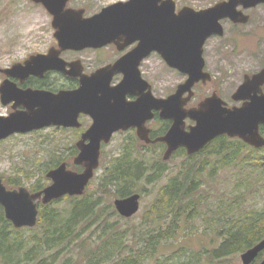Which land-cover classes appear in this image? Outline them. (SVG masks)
<instances>
[{
    "label": "water",
    "instance_id": "95a60500",
    "mask_svg": "<svg viewBox=\"0 0 264 264\" xmlns=\"http://www.w3.org/2000/svg\"><path fill=\"white\" fill-rule=\"evenodd\" d=\"M42 5L52 17V28L58 49L47 54L31 55L23 63L0 70L6 78L0 84V102L11 105L8 116L0 115V141L15 134H27L49 127L79 128V114L90 116L93 123L76 142L78 154L73 163L82 167L75 172L61 163L47 172L50 183L41 191L31 193L26 187L7 189L0 178V205L4 216L16 229L33 228L38 218V204L47 205L65 196H82L99 167L101 143H109L120 130L136 128V136L145 144L163 143L167 161L179 149L187 155L200 152L220 136L238 138L245 144L260 149L264 137V68L244 76L243 82L231 99L241 106L228 107L216 94L207 97L194 108L186 104L194 95L198 82L211 80L204 72L203 47L212 36H222L221 21L246 24L249 16L238 10L264 5V0H225L202 10L182 7L176 12L174 0H128L117 2L85 18L82 9L67 8L70 0H31ZM124 36L126 44L138 46L114 64L93 73L82 74L78 63H66L59 54L66 50L98 49ZM152 51L157 52L166 65L187 75L176 91L167 98H155L151 92L139 94L134 102H126L127 94L134 95L136 80L140 81L137 66ZM70 67L66 71V67ZM48 71L64 72L79 78V87L57 94L44 90H21L10 78L23 81L29 76L42 77ZM123 80L110 87L115 74ZM140 79V80H139ZM142 81V80H141ZM144 83L148 88V85ZM141 88V90H143ZM187 96L184 98V95ZM22 108V109H19ZM152 111L172 122L162 137L151 140L145 123L152 119ZM186 120L193 124L186 127ZM140 194L116 198L113 206L117 214L128 219L140 208ZM264 251V239L240 255L242 264H252ZM259 264H264V258Z\"/></svg>",
    "mask_w": 264,
    "mask_h": 264
},
{
    "label": "rangeland",
    "instance_id": "374dc122",
    "mask_svg": "<svg viewBox=\"0 0 264 264\" xmlns=\"http://www.w3.org/2000/svg\"><path fill=\"white\" fill-rule=\"evenodd\" d=\"M120 1L128 0H70L67 7L84 9V16L89 17L98 13L102 8ZM174 1L177 9L186 6L198 11L223 0ZM247 13L250 14V20L242 27L243 29L237 30L230 26L229 22H226L224 29L227 36L221 39H211L206 44L207 68L215 79L218 92L225 100H228L230 93L236 91L245 75L251 76L264 68V5ZM51 23L52 17L45 8L31 0H0V70L8 69L17 63H23L31 55L44 54L50 47L55 46L54 29ZM107 52L109 53V51ZM108 53H105L107 55L100 54L98 58L112 55ZM78 56L83 57L87 72L95 69L98 62L94 53L67 54L64 55V58L70 60ZM144 68L148 78L152 81L154 93L158 97L174 93L176 87L184 80L180 73L168 68L157 55L146 60ZM3 78V74L0 73V84ZM213 85L214 83H209L202 88L193 90L196 92L194 105L199 103L205 94L213 91ZM9 112V106H3L0 102V115L6 116ZM186 124L190 125L192 122L186 120ZM133 136L132 133L114 136L110 143L103 147L101 162L120 154L124 147H128L131 153L139 154L144 161L150 162V164L155 161H164L162 158L164 151L160 153L155 148H140L143 143L138 139L131 146L130 139ZM77 141L75 132L53 127L28 134L13 135L0 142V177L3 179L21 177L22 186L26 188L36 181L43 183L47 179L43 171L49 164L55 163L59 157L66 158L67 164H74V157L69 159L68 155L70 147ZM182 160L183 157L172 158L171 156L170 159L164 161L168 164V171L158 182L152 185L146 184L144 181L139 183L137 193L141 196L140 208L133 217L128 219L120 217L121 219H119L113 216L109 218L112 224L111 229H119L126 234L127 248L123 249L125 252L140 248L147 234L159 227H164V219L157 221L153 218L146 219V214L157 191L177 172ZM237 172L238 170L235 168L220 170L214 180H207V176L204 174L205 185L202 190L207 193L209 199L202 207L203 217L195 219L188 226L182 221L179 233L170 240L160 241L154 256L146 260L144 264H180L189 260L191 253L218 248L221 243V239L215 231L219 226L216 223L218 216H214L213 213L227 212L224 206L228 204V200L232 199L231 191ZM101 173L102 170L99 169L93 180H96V177ZM27 177L31 178L30 182ZM49 183L48 180L47 185ZM257 189L256 193H248L247 208L264 207V180ZM114 200L115 198L110 199L112 205ZM103 202L104 205H108L109 199L104 198ZM212 217L214 220H210ZM89 228L82 236L81 241L72 243L64 249L45 251L43 254L48 257L54 255L55 264H63L66 257L72 258L70 264H84V252L92 249L95 243H99L97 233L100 232L97 229H101V225L93 224ZM35 232H40V229ZM23 236L20 256H25L33 246V232L26 230ZM242 253L227 257L226 264H242L240 259ZM208 260L206 256H203L199 261H192L193 264H209ZM36 261L37 259L26 264H35ZM50 261L51 258H49ZM52 264L54 263L52 262Z\"/></svg>",
    "mask_w": 264,
    "mask_h": 264
},
{
    "label": "trees",
    "instance_id": "16d2710c",
    "mask_svg": "<svg viewBox=\"0 0 264 264\" xmlns=\"http://www.w3.org/2000/svg\"><path fill=\"white\" fill-rule=\"evenodd\" d=\"M261 132L264 133V129ZM136 140L134 135L130 145ZM140 146L143 149H158L160 153L164 151L161 143ZM69 150V159L77 155L74 145ZM174 157H183L182 163L177 172L159 188L146 214V219H164V227L147 234L140 248L127 252L123 250L127 248L126 234L119 229H111L109 218H121L110 199L137 193L141 181L155 184L168 171V164L161 160L150 164L139 154L131 153L128 147H124L120 154L109 160H100L99 169L102 173L95 181L92 179L89 182L82 196H65L47 205L39 203L37 224L32 229H15L5 219L0 206V264H26L36 259L35 264H55L54 255L48 257L43 253L64 249L81 241L93 224L101 225V229H97L100 232L97 233L99 243L84 252V264H144L154 256L160 241L170 240L179 233L182 221L188 226L195 219L203 217L202 207L209 199L202 190L205 185L204 174L207 180H214L217 173L226 168H235L238 174L232 186V199L224 206L228 213H213L218 216L216 223L219 226L215 231L221 243L216 249L191 253L190 259L180 264H193L192 260L199 261L203 256L209 259V264H226L227 257L242 253L264 239V207H246L248 193H256L264 180V149H255L239 139L221 136L196 154L187 155L180 148L173 154ZM61 163H66V158L59 157L55 163L49 164L43 171L45 178L49 170ZM67 167L76 172L82 171L81 167L74 164H67ZM21 179L8 177L2 178V181L8 189H15L22 186ZM27 180L30 182L31 178L27 177ZM45 180L43 183L36 181L30 184L28 190L31 193L41 191L47 186L48 179ZM104 198L109 199L108 205H104ZM25 229L33 232V246L25 256H20ZM35 229H40V232L36 233ZM263 257L264 252L259 253L253 264L259 263ZM71 262L72 258L66 257L63 264Z\"/></svg>",
    "mask_w": 264,
    "mask_h": 264
},
{
    "label": "flooded vegetation",
    "instance_id": "af4514ba",
    "mask_svg": "<svg viewBox=\"0 0 264 264\" xmlns=\"http://www.w3.org/2000/svg\"><path fill=\"white\" fill-rule=\"evenodd\" d=\"M223 1H225V0H223ZM72 9H76V8H72ZM252 9H254V8H252ZM252 9L243 10L242 7H238L239 11H242L244 14L249 16V20H250V14L247 13V12L252 10ZM82 10L84 11V9H82ZM178 10L179 9H177V7H176V11H178ZM84 14H85V12H84ZM84 17H87V16H84ZM226 22H229L230 26H232L233 28H236L237 30H240L242 27H244V25H242V24H234L230 20H224V21L221 22L222 26H223V29H224V26H225ZM226 36L227 35L225 34V29H224V34L222 36H212L205 42L204 49H203L204 60L206 58L205 57V48H206L207 42L210 41L211 39H221V38H224ZM53 38H54V36H53ZM125 41H126L125 37L124 36H120L116 40V42L110 43V44L105 45V46H103L101 48H98V49L86 48V49H83V50H80V51L66 50V51L61 52L59 54V57L62 60H64L66 63H69V64L78 63L79 64L78 66L82 69V71H81L82 74L89 75V74L93 73L94 71H96V70H98V69H100L102 67H106L108 65L114 64L117 60H119L123 56L129 54L130 52H132L138 46V42L126 44ZM55 43H56L55 46H52L49 49L54 48V49L57 50L58 49V44H57L56 39H55ZM107 51H109V53ZM47 52H48V50L44 54H47ZM88 52L94 53L95 57H96V61L98 62L96 64V66H95V69L93 71H91V72H87L86 71L85 61L83 60L82 56H78V57H75V59L72 58L70 60H67V59L64 58V55H67V54L78 55V54H83V53H88ZM105 53L112 54V55H110L108 57L107 56L106 57L102 56V57L98 58V55H100V54L107 55ZM155 55H157V56H159L161 58V56L157 52L152 51L150 54H148L145 58H143L139 62V65L137 66V69H138L139 76H140L142 81L140 79H139L140 81L136 80L135 88L133 89V92L135 94L134 95L127 94L125 96L126 102H134V101H136L139 98V94H141L143 96V95H146L148 92H151V94L155 98H163V99H165V98H167L168 96L171 95V94H168L165 97L156 96L155 93H154V89H153L154 86L152 84V81L148 78V76L146 74V70L144 68L145 61L148 60L149 58L155 56ZM69 70H70V67L67 66L66 67V71H69ZM204 72L210 74L211 80L206 82V83H203L201 81L198 82L197 84L194 85L193 90L195 88H202V86H204L206 84L214 83L213 91L211 93H209V94H205L204 98L202 100L206 99L207 97H210L213 94H216L219 98H221L222 95L218 92L217 86L215 85V79L212 76V73L209 72V70L207 68L206 60H205ZM178 73H180V72H178ZM180 74L184 77L183 82H185L187 80V75H184L182 73H180ZM4 78H6V77L4 76ZM123 78H124V75L122 73H118V74H115L114 76H112L111 81H110V87H116L123 80ZM10 79L16 84L17 88H19L21 90H26V89L44 90V91H48V92H51V93H54V94H57L60 91L76 90L79 87V78L73 77V76L68 75V74H66L64 72H58V71H48L42 77L29 76L26 79H24L23 81H20V80H18L16 78H10ZM243 80H244V78H243ZM243 80L241 81V83L243 82ZM143 82H145L148 85V88L145 85V87L143 89V86H144ZM141 88L143 90H141ZM175 91H176V89H175ZM263 91H264V87H263ZM193 92H194V95L191 98V100L186 104V106H185L186 109L194 108V107H196L198 105V103L195 104V105L193 103V101L195 100V97H196V92L195 91H193ZM234 92L235 91L230 93V96L228 97V100L223 99V97L221 98L225 103H227L228 107H233L235 105L236 106H241V104H242V103H238L237 104V103L232 101L231 97H232ZM186 96H187V94L184 95V98ZM8 106H9L10 112H11V110H12L11 109V105H8ZM19 109H22V108H19ZM152 113H153V117H152L151 120H149V121H147L145 123V127L149 130L150 139L154 140V139H156L158 137H162L163 135H165L166 132L171 127L172 122L170 120L160 118V112L159 111H152ZM78 121L80 123V127L79 128H64V127H56V128L57 129H67V130H71V131L75 132V134L78 135L77 138L79 140L81 138V135L84 132H86L88 130V128L92 125L93 121L90 118V116L85 115V114H79ZM192 124H190V125H192ZM190 125L186 124V127H189ZM50 128H52V127H50ZM53 128H55V127H53ZM262 128L264 129L263 126L259 127V132H260L261 136L264 137V133L261 132L263 130ZM124 133H132V134H134L136 136V128L131 127V128H129L128 130H125V131L120 130V131L114 133L112 135L111 139L114 136H116V135H121V134H124ZM136 138H137V136H136ZM111 139H110V141H111ZM142 143L144 145H146V146L155 145L156 144V143L145 144L144 142H142ZM75 144H74V146H75ZM161 144L164 146V152H165L166 145L163 144V143H161ZM106 145H108V143L107 144H105L103 142L101 143V148H100L101 152H102L103 147H105ZM261 149H264V147L261 148ZM77 153H78V149H77Z\"/></svg>",
    "mask_w": 264,
    "mask_h": 264
}]
</instances>
